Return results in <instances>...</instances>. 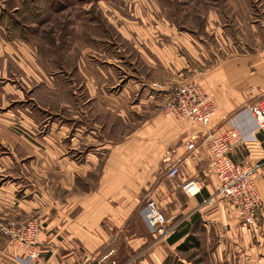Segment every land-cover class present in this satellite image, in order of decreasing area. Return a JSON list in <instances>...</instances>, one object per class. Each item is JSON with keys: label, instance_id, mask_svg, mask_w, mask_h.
<instances>
[{"label": "crops", "instance_id": "1", "mask_svg": "<svg viewBox=\"0 0 264 264\" xmlns=\"http://www.w3.org/2000/svg\"><path fill=\"white\" fill-rule=\"evenodd\" d=\"M44 8L37 0H0V218H38L43 226V254L39 261H29L0 236V264H96L95 256L112 251L100 223L113 222L123 229V234L128 231L127 222L137 207L134 193L146 186L148 174L154 171L151 168L166 154L171 162L182 160L178 176L181 181L196 178L205 187V196L214 192L217 177L208 147L200 138L202 129L191 128L189 132L187 125L156 113L151 100L132 106L127 103V96L139 90L140 79L165 82L171 76L180 78L178 73L188 68V62L177 55L179 45H190L191 41L183 40L173 27L163 23L144 27L127 21L118 29L115 26L119 18L108 20L131 49L128 53L123 49L126 56H119L121 67H125L118 68L122 81L126 78L123 94L120 99L108 97V87L115 88L119 77L104 67H96L89 49L79 67L85 94L82 106L69 100L72 116L61 125L58 116L44 117L42 111L48 108L58 115L61 112L57 99L53 106L54 97L59 95L58 79L51 89L44 88L45 73L38 68L44 38L32 35L35 32L27 33L38 27L37 20L30 24L26 21L28 14L42 13ZM107 14L105 11L106 17ZM137 56L155 77L140 71ZM158 67L167 70L168 75L157 74ZM202 82L217 103L213 128L218 126L224 131L238 125L244 132H254L252 138L264 140L255 121L250 128L240 115L241 110L250 107V90L264 94V53L254 58H227L205 74ZM78 109L85 114L83 120L77 116ZM117 112L120 124L140 126L108 151L93 134L107 126L108 113ZM195 137L197 149L189 152L185 143ZM259 144L264 145V141ZM238 152L241 154L240 147L234 151ZM103 153L104 163L98 159ZM209 176L213 182L215 178L214 185H205ZM256 185L264 204V165ZM191 203L197 206L199 200ZM187 226L182 237L171 239L185 229L174 230L161 241L146 228L145 233L129 237L127 245L133 251L140 249L138 255L143 254L138 264H186L168 258L173 251H182L179 248L190 236L198 237L199 243L200 237L211 233L213 241L218 238L211 250L212 259L201 264H264V209L254 227L243 225L232 209L222 204L214 209L202 207ZM195 248L204 246L201 243Z\"/></svg>", "mask_w": 264, "mask_h": 264}, {"label": "rangeland", "instance_id": "2", "mask_svg": "<svg viewBox=\"0 0 264 264\" xmlns=\"http://www.w3.org/2000/svg\"><path fill=\"white\" fill-rule=\"evenodd\" d=\"M37 1L39 4L43 3L45 8L42 13L28 14L26 21L30 24L37 20L38 27L35 29H28L27 33L35 32L32 35L44 38V43H42L38 54V68L45 73L43 76L44 88L51 89L53 83L55 86L58 79L59 95L57 96L58 98L54 97L53 106L56 105L57 99L61 108L59 115L48 108H43L42 111L44 117L54 119L58 116L61 120V125L67 121V118H69L68 116H72L73 109L68 105L69 100L75 101V103L82 106L81 103L84 100L85 94L83 87H81L82 77L79 76V67L80 64H83L82 60L89 54V49L92 53L90 59H92L91 61L96 67H104L103 69L106 68L109 73L112 71L113 75L116 74L115 78L118 79L119 77V84L114 86L115 88L111 89L110 86L108 87V97L116 99L121 98L125 89L126 82L124 81L126 78H123L122 81V74L118 69L121 67L119 56H126L124 51L126 50L125 52L128 53L131 49L129 48V44L124 45L119 31L115 27L119 29L124 26V24L126 25L128 23L127 21H131L132 23L137 22L144 27H149L151 25L156 26L159 23H163L166 26L173 27L176 34L183 40L188 39L191 41L190 45H179L180 52L177 55L185 57L188 62V68L180 74L178 73L180 78H177V75L171 76L166 78L165 80L167 81L165 82H154L147 78L140 79L141 86L139 90L134 93L131 92V94L127 96L128 98L126 97L128 106H132L136 102L140 103L142 101L151 100L154 111L158 114L160 113L165 118H168L164 114V105L169 95V91L167 90L169 86L197 82L207 91L209 97L212 98L208 92V88L202 82L205 74L211 73L212 69L217 67L218 63H221L227 58L242 56L254 58L264 53V0ZM105 11L108 12L107 17L104 15ZM36 14H38V17H34ZM118 18L120 19V23L116 24L115 27L108 23V20H118ZM39 21H43V24H39ZM132 48L134 47L132 46ZM123 49L124 51H122ZM95 54H98V57ZM135 54L140 55L137 51ZM127 59L129 60L128 57ZM137 61L141 72L150 77H155V73L153 74L150 69L148 70L141 56H137ZM122 66L121 68L123 70L125 68L124 64ZM128 68L129 65L126 66L125 70ZM156 70L159 75H168L167 70L162 67H158ZM109 77L112 79V75L109 74ZM154 84L162 85L163 88H155L153 87ZM247 95L249 96L247 104L250 105V107L248 106L244 110H241L240 115H242L243 121L246 123L248 122V124H250L249 127L253 128L256 123L254 124L255 120L252 116L251 107H253L254 103L264 98V94L257 90H250V93H247ZM143 111L146 112L147 109H143ZM92 112H94V110H92ZM117 115H119L118 112L117 114L108 113L106 115L108 121L107 126L103 127L100 133L97 132L93 134L97 141H100L104 146L108 147V151L111 147L126 140L135 130V127L140 126L125 123L122 125L118 122L120 118ZM77 116H80L81 120L85 118V114L81 109L77 110ZM212 120L207 127L188 122L175 121L179 124L187 125L189 132L191 128L202 129L199 130L202 134L200 138H202L201 140H203L208 147V151L209 138L211 135L221 134L230 129L239 130L242 133L243 140L237 148H241V154L240 152H233L231 155L233 161L240 164L259 162L261 170L264 165V158L261 159V152L264 150V145H260L259 143L264 140H260L258 137L252 138L251 136L255 134L254 132H244L238 125H233L224 131H221V128L218 126L213 128ZM247 125L244 127L247 128ZM256 129L259 131L258 127H256ZM199 132L195 134L197 137L200 134ZM201 140L198 142L200 143ZM192 141L196 142L197 145V139L194 138H191L189 142L186 141L185 145L187 144L188 146ZM254 142H258V144H254ZM94 144L95 143H92V145ZM209 154L211 155L210 151ZM167 156L166 154L165 157H162L157 166L151 168V170L154 171L148 174L150 177L147 179L146 186L139 187L137 192L134 193V197L136 196L135 201L137 200V207L127 222L129 223L128 231H125L123 234V229L116 227L115 224L113 225V222L100 223L101 230L106 232L105 234L110 240L108 249H112V251L107 254H99L97 257L95 256L94 260L96 264H138L140 259H143V254L138 255L137 253L140 249L138 251H133V249L127 245V239L129 237L132 239V236L137 233L141 235L145 233L147 228L151 234L156 236L157 240L161 241L167 239L174 230L186 229L187 225H190L192 217L197 214V212L200 214L202 207L214 209L222 204L232 209L243 225L247 227H254L256 225V223L252 226L245 224L232 206L220 200H218L213 207L206 206L203 200L212 197L216 189L214 188L212 194L205 196V187L200 180L203 186L202 195L197 197L186 196L181 189V185L185 181H181L178 177L174 180L168 177L169 169L174 166L175 162L168 160ZM98 159L104 163L106 160L104 153L101 154ZM211 160L214 165L212 155ZM208 180L209 181L204 180L205 185L210 183L214 185L215 178L214 182L211 176L208 177ZM217 184L218 177L216 185ZM196 199L199 200V205L194 206L191 202H194ZM149 200L156 201L160 210L167 217L169 229L166 235L160 236L148 227L147 204ZM263 209L264 204L262 210ZM262 210L258 212V215ZM9 220L23 221L0 218V223L5 221L8 222ZM28 221H37L42 233L43 226L38 218H32L23 222ZM222 229L226 231L224 228ZM125 235L130 236L124 237ZM0 236L12 243L8 238H5L1 232ZM120 237H122V240ZM193 238L197 239L198 237ZM200 240L201 242H196L198 244L202 243L204 249L193 247L188 251L182 250L178 252L175 250L168 259L186 264H201L205 261H211V250L213 245L215 247L212 234L208 233L204 235V237H200ZM207 249L210 252H208Z\"/></svg>", "mask_w": 264, "mask_h": 264}, {"label": "built area", "instance_id": "3", "mask_svg": "<svg viewBox=\"0 0 264 264\" xmlns=\"http://www.w3.org/2000/svg\"><path fill=\"white\" fill-rule=\"evenodd\" d=\"M153 87L163 88L158 84ZM167 90L169 95L164 105L166 117L203 127L210 125L217 105L199 83L169 86ZM251 112L259 131L264 135V98L254 104ZM242 140V133L237 129L210 136L209 151L214 161L218 184L215 194L204 199L203 203L213 207L218 200L225 202L236 210L245 224L252 226L256 223L258 212L263 208V201L256 186L261 165L259 162L240 164L233 161L231 155ZM187 149L194 152L197 149L196 142L189 143ZM181 164L182 160L178 159L169 169L168 177L171 180L179 176ZM181 189L186 196L197 197L202 195L203 186L199 180L189 179L183 182ZM147 224L160 236L166 235L169 229L166 215L154 200H149L147 204ZM0 232L29 261L37 262L41 259L42 233L37 221L1 222Z\"/></svg>", "mask_w": 264, "mask_h": 264}, {"label": "trees", "instance_id": "4", "mask_svg": "<svg viewBox=\"0 0 264 264\" xmlns=\"http://www.w3.org/2000/svg\"><path fill=\"white\" fill-rule=\"evenodd\" d=\"M189 228V226H187V228L186 229H188ZM186 229L185 230H183V231H181L180 233H178V234H174L173 235V237H171V239L172 238H179V237H182L183 236V233H184V231H186ZM185 235V234H184ZM194 242H195V244H194ZM198 245V243L196 242V239H194L193 237H189L183 244H182V246L179 248L180 250H188L189 249V247L191 246V247H195V246H197Z\"/></svg>", "mask_w": 264, "mask_h": 264}]
</instances>
